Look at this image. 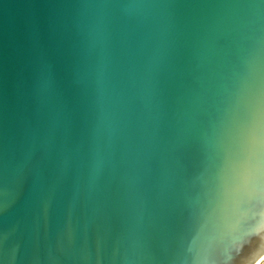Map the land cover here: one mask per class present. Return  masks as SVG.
Returning <instances> with one entry per match:
<instances>
[{
    "label": "water",
    "instance_id": "1",
    "mask_svg": "<svg viewBox=\"0 0 264 264\" xmlns=\"http://www.w3.org/2000/svg\"><path fill=\"white\" fill-rule=\"evenodd\" d=\"M264 0H0V264L264 254Z\"/></svg>",
    "mask_w": 264,
    "mask_h": 264
},
{
    "label": "clouds",
    "instance_id": "2",
    "mask_svg": "<svg viewBox=\"0 0 264 264\" xmlns=\"http://www.w3.org/2000/svg\"><path fill=\"white\" fill-rule=\"evenodd\" d=\"M257 264H264V259L257 261Z\"/></svg>",
    "mask_w": 264,
    "mask_h": 264
},
{
    "label": "bare ground",
    "instance_id": "3",
    "mask_svg": "<svg viewBox=\"0 0 264 264\" xmlns=\"http://www.w3.org/2000/svg\"><path fill=\"white\" fill-rule=\"evenodd\" d=\"M262 257H264V254H263L262 256H260V257L257 259V261L261 260ZM257 261H255L254 264H257Z\"/></svg>",
    "mask_w": 264,
    "mask_h": 264
},
{
    "label": "snow or ice",
    "instance_id": "4",
    "mask_svg": "<svg viewBox=\"0 0 264 264\" xmlns=\"http://www.w3.org/2000/svg\"><path fill=\"white\" fill-rule=\"evenodd\" d=\"M262 143H264V140H262ZM261 259H264V257H262Z\"/></svg>",
    "mask_w": 264,
    "mask_h": 264
}]
</instances>
